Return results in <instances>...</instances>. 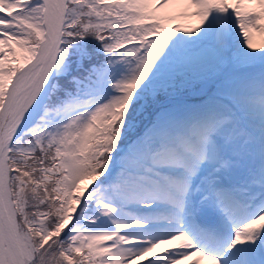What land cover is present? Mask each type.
Returning <instances> with one entry per match:
<instances>
[{
  "label": "snow or ice",
  "instance_id": "obj_1",
  "mask_svg": "<svg viewBox=\"0 0 264 264\" xmlns=\"http://www.w3.org/2000/svg\"><path fill=\"white\" fill-rule=\"evenodd\" d=\"M0 264H264V0H0Z\"/></svg>",
  "mask_w": 264,
  "mask_h": 264
},
{
  "label": "rangeland",
  "instance_id": "obj_2",
  "mask_svg": "<svg viewBox=\"0 0 264 264\" xmlns=\"http://www.w3.org/2000/svg\"><path fill=\"white\" fill-rule=\"evenodd\" d=\"M259 39L261 40V38H260V37H257V42H260V40H259Z\"/></svg>",
  "mask_w": 264,
  "mask_h": 264
}]
</instances>
